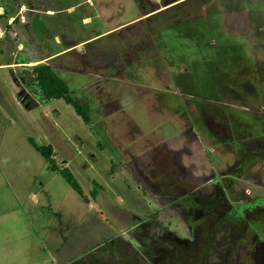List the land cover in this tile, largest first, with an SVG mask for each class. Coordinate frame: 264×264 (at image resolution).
Instances as JSON below:
<instances>
[{"label":"rangeland","instance_id":"obj_1","mask_svg":"<svg viewBox=\"0 0 264 264\" xmlns=\"http://www.w3.org/2000/svg\"><path fill=\"white\" fill-rule=\"evenodd\" d=\"M53 4L54 36L31 49L73 46L64 55L34 62L13 30L0 37V264H264V0ZM40 62L89 122L63 99L33 96ZM128 64L139 79L134 68L125 74ZM110 91L118 101L105 100ZM149 122L170 137L181 130L182 150L162 154L156 140L141 141L152 136ZM28 137L53 147L88 202ZM94 180L104 187L96 199Z\"/></svg>","mask_w":264,"mask_h":264},{"label":"trees","instance_id":"obj_2","mask_svg":"<svg viewBox=\"0 0 264 264\" xmlns=\"http://www.w3.org/2000/svg\"><path fill=\"white\" fill-rule=\"evenodd\" d=\"M22 1L23 0H0V7L2 8V13H0V24L6 30L5 36L8 34L7 30H13L15 32L16 37L18 38L17 40L22 44L23 49L26 50L31 61H42L45 58L54 55L55 52L40 56L39 54H35L31 47L39 46V49L41 50V46L46 45L44 38L54 36L51 34L50 30V27H54L50 22H57L58 20L55 18L56 11L52 8L54 0H45V3L42 5H36L38 3H33L29 10H25V12L21 13L19 8L23 4ZM50 10L53 11L52 14L47 13V11ZM22 16L24 17L23 21L20 20ZM10 18H12V21L8 24L7 22ZM46 24L49 27H47ZM32 72L33 78L30 82L43 92L46 99L45 101L63 99L67 104L74 107L76 113L80 115L85 122H89V115L85 108L71 97L70 90L65 81L57 75L49 63H38L33 68ZM228 88L229 86H224L223 90ZM28 142L42 156L48 164V168L54 172H58L71 189L85 202H88V196L83 193L81 185L75 179L72 172L66 166H60L56 163L53 147L50 144L40 145L36 143L32 137H28ZM103 189L104 187L94 180L92 181V186L88 193L91 198L96 199L98 190Z\"/></svg>","mask_w":264,"mask_h":264},{"label":"crops","instance_id":"obj_3","mask_svg":"<svg viewBox=\"0 0 264 264\" xmlns=\"http://www.w3.org/2000/svg\"><path fill=\"white\" fill-rule=\"evenodd\" d=\"M133 20V19H132ZM0 26H1V28H3V26L0 24ZM106 31H108V30H106ZM106 31H104V32H106ZM114 31V30H113ZM102 32V31H101ZM101 32H97L96 34H94L92 37H89V38H87V39H84V40H82V41H80V42H78L77 44H82V43H85V42H87L88 40H91V39H95V38H97V37H100V36H102L103 35V33H101ZM73 48V46H68V47H66V48H61L58 52H56L55 51V54L54 55H51V56H49V57H47V59H46V61H49V60H51V59H54V58H56V57H59V56H61V55H64L65 53H67L68 51H69V49H72ZM71 51V50H70ZM120 65H121V67H119V66H116V67H119L121 70H122V68L124 67V65L122 64V63H119ZM130 64H128L127 66H126V68H124L123 70H124V72H126L125 74H129V73H131V72H129L128 70H131L132 68H134L135 70H136V72H137V68H136V66L134 65V66H132L131 68H130V66H129ZM116 67H111V70L109 71V72H112L113 70L114 71H116L117 70V68ZM107 68H109L108 66H107ZM70 71V70H69ZM71 72H73V71H71ZM135 72V75H137V77H138V79L140 78V76H139V74H138V72L136 73ZM80 74H82V73H80ZM86 74L88 75V76H90V74H89V72L87 71L86 72ZM85 73H84V75H86ZM128 76H130V75H128ZM68 78L69 77H66V79L68 80ZM66 83V82H65ZM66 85H67V83H66ZM147 85L149 86L150 84L149 83H147ZM146 85V86H147ZM227 86H229V83L227 84V85H225V87H227ZM67 87H68V85H67ZM145 87V86H144ZM151 87H154V89H151V91H156L157 92V94H159V96L160 95H162L161 93H163L162 92V90L160 89L159 91H158V89H156L155 88V86L154 85H151ZM68 89H69V87H68ZM141 89V88H140ZM144 89H146V90H144V92L145 91H147V92H150L149 91V89H147V87L146 88H144ZM211 90H209V94H207V95H210V96H214V94H215V90L214 89H212V88H210ZM70 90V89H69ZM165 92H169V90L168 89H166L165 90ZM177 92V91H176ZM110 95H111V99H110V97H108V99H105V100H110V102L112 103L113 101V99L116 97L117 99V101H118V99H119V97L120 96H118L117 97V95L115 94L114 96H113V94L111 93V91L110 92H108ZM170 93V92H169ZM171 95V94H170ZM226 95H228V97H229V93L227 92L226 94H225V96ZM138 97V101H143L144 103H146L148 100V97L147 96H144V97H142L141 98V96H137ZM163 97H166V95H164ZM121 98H123V97H121ZM120 98V99H121ZM122 100H124L125 101V99H122ZM121 104H122V101L120 100L119 101ZM121 105H116L115 104V107L116 108H118V107H120ZM117 111H115V112H117V114H118V112H122L123 111V109H122V107L121 108H119V109H116ZM106 113V112H105ZM122 114L123 113H121L120 115L122 116ZM124 116H127L128 118H130L128 115H126V114H123ZM131 119V118H130ZM133 120V119H132ZM175 120H177V121H180V118L179 117H177ZM149 124L150 125H148L147 127H146V132H148L150 129H152V131H151V134H152V136L151 137H146V138H143V139H141V141H150L151 139H152V141H155L156 140V142H158V146H160L161 147V150H160V153H167L168 154V151H170V150H172L173 152H174V154H175V150H182L181 149V145H182V143H181V140H182V136H183V134H182V131L180 130V131H176L175 130V132L177 133V132H179L178 133V135H176L175 137H170L171 135H174V131L173 130H169L168 132H163L162 130H160L159 129V127L157 128L158 129V131L161 133V135H158V133H157V129L155 128V127H157V126H153V125H151L152 123H150L149 122ZM222 124V123H221ZM224 124V123H223ZM193 131V132H192ZM142 132V129H139V133H141ZM194 133H195V131L194 130H192V125H190L189 124V128H188V130L186 129V134H189V136H193V137H195L196 138V135H194ZM166 136H169L168 138H166ZM187 136V135H186ZM206 136V135H205ZM208 136V135H207ZM172 138V139H171ZM171 139V140H170ZM178 139V140H177ZM194 139V138H193ZM118 140H121V139H118ZM118 140H116L117 141V143H116V145L118 146V148L120 149V151H121V149H123L125 152H133L132 154H129L130 156L131 155H133L134 157L135 156H140L142 153H137L136 152V150H138L137 149V147H135L134 146V144L132 145V146H126V145H122V143L121 142H118ZM172 140H174V141H172ZM184 142V141H183ZM177 143V144H176ZM183 146V145H182ZM140 149H143V147L142 148H140ZM189 154H190V151H187ZM176 155V154H175ZM187 154H185V153H183V155H182V153H181V156H186ZM132 157V156H131ZM177 157V156H176ZM178 158V157H177ZM177 162H178V164H179V167H180V169L181 170H185V168H184V166H183V164L180 162V160L179 159H177ZM181 167H183V168H181ZM186 176V175H185ZM241 178H242V176H240ZM212 179V178H211ZM192 184H194V183H192ZM225 184H228V181H226L225 182Z\"/></svg>","mask_w":264,"mask_h":264},{"label":"flooded vegetation","instance_id":"obj_4","mask_svg":"<svg viewBox=\"0 0 264 264\" xmlns=\"http://www.w3.org/2000/svg\"><path fill=\"white\" fill-rule=\"evenodd\" d=\"M33 84V83H32ZM31 84V85H32ZM30 90H31V93L33 94V96H35L36 98H39V89L36 87V88H34V86L33 87H31L30 88ZM37 100V99H36ZM242 246H244V245H241V248H242ZM245 248H246V246H245ZM243 249V248H242ZM246 250H248V249H246ZM244 253V252H243Z\"/></svg>","mask_w":264,"mask_h":264},{"label":"clouds","instance_id":"obj_5","mask_svg":"<svg viewBox=\"0 0 264 264\" xmlns=\"http://www.w3.org/2000/svg\"><path fill=\"white\" fill-rule=\"evenodd\" d=\"M0 8H1V7H0ZM20 8H21V7H20ZM20 8H19V9H20ZM1 9H2V8H1ZM20 12H21V10H20ZM1 13H2V12H1ZM22 17H23V16H22ZM11 19H12V18H11ZM9 20H10V19H9ZM11 21H12V20H11ZM11 21H10V22H11ZM10 22H9L8 24H10ZM0 27H1V26H0ZM3 35H5V34H3ZM3 35H2V36H3ZM0 37H1V36H0ZM40 92H41V91L39 90V98H38V99H39V100L41 99L42 102H47V101H45V100H46L45 98H43L42 96L40 97V94H41Z\"/></svg>","mask_w":264,"mask_h":264},{"label":"built area","instance_id":"obj_6","mask_svg":"<svg viewBox=\"0 0 264 264\" xmlns=\"http://www.w3.org/2000/svg\"><path fill=\"white\" fill-rule=\"evenodd\" d=\"M3 30L0 27V36H2L4 34V32H2Z\"/></svg>","mask_w":264,"mask_h":264},{"label":"water","instance_id":"obj_7","mask_svg":"<svg viewBox=\"0 0 264 264\" xmlns=\"http://www.w3.org/2000/svg\"><path fill=\"white\" fill-rule=\"evenodd\" d=\"M40 93H41L42 97H43V98H45V96H44L43 92L41 91Z\"/></svg>","mask_w":264,"mask_h":264}]
</instances>
